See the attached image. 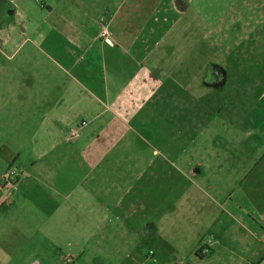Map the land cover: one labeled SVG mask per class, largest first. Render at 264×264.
<instances>
[{"label":"rangeland","instance_id":"rangeland-1","mask_svg":"<svg viewBox=\"0 0 264 264\" xmlns=\"http://www.w3.org/2000/svg\"><path fill=\"white\" fill-rule=\"evenodd\" d=\"M110 2L0 0V264H199L190 252L212 234L199 188L257 178L264 0H138L136 46L150 54L106 49L104 110L73 84L69 51ZM43 112H81V141L34 149Z\"/></svg>","mask_w":264,"mask_h":264},{"label":"crops","instance_id":"crops-1","mask_svg":"<svg viewBox=\"0 0 264 264\" xmlns=\"http://www.w3.org/2000/svg\"><path fill=\"white\" fill-rule=\"evenodd\" d=\"M133 2L130 0L129 4H124L128 7L124 8L123 23L120 22L123 0H111L109 9L101 11L100 16L95 15L96 32L87 35V39L83 40V46L79 42L75 44L74 38L70 39L73 48L69 51L72 55L69 66L70 78L74 85L85 91L104 110L107 108V102H110L106 78V49L120 47L121 49L118 50L122 51V48H125V52L135 64H142L150 54V51L144 52L145 49L136 46L139 35V28L136 25L139 18V2L138 0ZM103 32L112 40V46L104 42ZM112 57L115 59V56ZM127 60L130 65L132 61ZM80 113L43 112L41 118L36 117L39 123L36 130L39 135L37 140L33 141L34 149L43 150L48 147L54 150L60 146L67 147L73 139L80 142L79 131L84 126L80 125L78 129L74 127L75 116ZM80 122L85 123L84 120ZM73 131L77 132V137L70 136ZM221 144L216 141L213 145L217 147ZM243 144L247 143L239 142L238 145ZM42 154L38 157L41 158ZM65 161L63 157L60 164L65 165ZM212 161H217L213 164L218 165V161L223 160ZM224 161L227 162L228 159ZM236 161L238 166L244 165L241 159ZM256 167H258L257 178L251 181L248 178L249 174H239L236 179L229 180V188L227 187L226 190L218 191L210 188L208 192L202 187L199 188V194L212 205L208 208V213L203 212L206 214V221L210 223L208 231L212 233L211 237L208 242L201 241L190 252L199 264H264V156L254 164V168ZM230 175L235 176L233 173ZM256 182L257 187L254 189L252 186ZM234 193L237 195V200L234 199ZM162 243L163 246L164 242ZM163 252L164 248H161L160 253Z\"/></svg>","mask_w":264,"mask_h":264},{"label":"built area","instance_id":"built-area-1","mask_svg":"<svg viewBox=\"0 0 264 264\" xmlns=\"http://www.w3.org/2000/svg\"><path fill=\"white\" fill-rule=\"evenodd\" d=\"M103 35L105 36L106 33L103 32ZM104 42L109 45V46H112L113 45V42L110 38L108 37H104ZM85 123L82 122L81 123V126L84 125ZM77 132L76 131H73L70 133V136L72 137H77ZM1 179L4 181V183L6 185H13V183L17 180V173L14 169L12 168H8L6 169L2 174H1Z\"/></svg>","mask_w":264,"mask_h":264},{"label":"flooded vegetation","instance_id":"flooded-vegetation-1","mask_svg":"<svg viewBox=\"0 0 264 264\" xmlns=\"http://www.w3.org/2000/svg\"><path fill=\"white\" fill-rule=\"evenodd\" d=\"M179 2V0L177 1V3ZM171 3H172V1H171ZM177 3H175V0H174V2H173V4H177ZM178 4H180V3H178ZM182 4V3H181ZM181 10H182V8L179 10L180 12H181ZM201 68H202V65H199V66H196V73H195V75L197 76L198 75V73H201ZM206 68V67H205ZM208 70H209V73H210V75H211V77L212 78H214L213 79V83H216V82H218V81H220L223 77H222V73L221 72H219L217 69H214V68H208ZM203 79V78H202ZM34 264H36V263H34Z\"/></svg>","mask_w":264,"mask_h":264}]
</instances>
